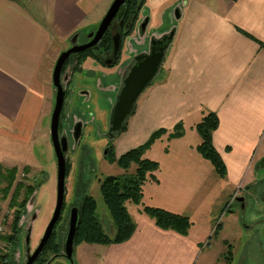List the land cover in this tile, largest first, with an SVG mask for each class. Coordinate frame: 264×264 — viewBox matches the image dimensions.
Returning a JSON list of instances; mask_svg holds the SVG:
<instances>
[{
  "label": "crops",
  "instance_id": "1",
  "mask_svg": "<svg viewBox=\"0 0 264 264\" xmlns=\"http://www.w3.org/2000/svg\"><path fill=\"white\" fill-rule=\"evenodd\" d=\"M112 1L0 0V141L25 148L34 141L38 128L47 134L45 121L54 100L49 80L53 61L74 35L87 36L98 26ZM176 3L180 15L170 24L174 34L164 67L141 95L126 132L116 139L114 153L117 158L140 146L156 129L170 130L179 122L185 125L188 118L215 113L218 128L212 134V145L226 169L225 177L218 178L231 188V195L254 183L244 174L264 159V153L256 149L264 129V0H176L170 7ZM152 12H148L149 33L146 30L142 37L130 38L134 53L143 51L150 37L168 31L165 26L158 29L164 24L162 13L153 19ZM83 90L80 95L87 103L90 94ZM81 98L75 99L76 105ZM153 148L159 150L152 146L144 157L147 154L146 158L158 161L160 168L154 175L157 182L147 180L152 197L148 206L188 218L187 234L161 229L142 212L136 219L129 214L135 230L126 242L82 243L76 246L81 260H74L76 264L215 262L209 251L202 250L203 235L200 229L194 230L189 202L195 189L192 180L203 189L212 166L198 155L176 159L162 153L164 159L157 160L153 157L162 155ZM23 154L28 157V151ZM29 168L32 174L34 165Z\"/></svg>",
  "mask_w": 264,
  "mask_h": 264
},
{
  "label": "rangeland",
  "instance_id": "2",
  "mask_svg": "<svg viewBox=\"0 0 264 264\" xmlns=\"http://www.w3.org/2000/svg\"><path fill=\"white\" fill-rule=\"evenodd\" d=\"M173 1L176 0H148L140 16L143 17L150 10H153L151 14L154 19V15L162 13L161 20H159L161 23L164 22V24L158 27V29L163 26L170 29V24L175 23V20L170 11L167 15H165V11L173 4ZM94 28L95 27H92V29ZM156 29L155 27L153 28V30ZM150 31H152V28ZM88 32L90 33V31ZM68 43L63 44L62 51L69 48ZM132 49H134L133 46ZM54 62L55 59L53 65ZM163 67L164 65L160 67L158 75ZM80 68L82 71H75L72 76L71 84L68 87V90L73 93L65 98L62 128L59 132L60 136H67L68 151L66 158L70 164V171L65 179V207L62 217L68 216L71 208H77V206L80 205L81 196L85 193L95 200L96 216L103 225L106 234L112 236L115 230L112 226L110 215L102 200L100 185L108 176L124 177L134 174L136 166L131 165L129 169L124 170L120 169L116 164H109L106 160V155L108 154L106 151L109 146H114L117 142L116 139L121 136L120 134L115 139H110L107 135L112 106L109 97L113 96L115 98L116 94L110 91L108 95L102 93L97 89L96 82L97 80H105V77L107 79L112 78L116 80V68H105L101 65L94 66V62H91V59H85ZM88 70H91L92 73L86 72ZM67 72L68 70L66 73ZM51 74L52 73H50L49 80L52 88ZM101 83L103 86H107L104 87V91L111 85L110 82ZM120 83V81H117L116 87L119 88ZM64 85L65 84H63V86ZM82 88H85L89 92V101L87 103L84 101V104L81 106L74 105L77 93ZM142 95H145V92ZM72 100L74 101L73 104L71 103ZM140 103L141 96L137 100L136 105L139 106ZM53 106L54 100L52 108ZM224 106L225 105H221V108ZM207 113L208 112H205V114ZM205 114L203 116H205ZM88 115L92 117V120H90ZM50 117L45 121L47 134L42 135L40 133L41 128H38L34 135V141L30 146L22 148L0 141L1 174L16 169L17 181L24 182L26 185L37 184L34 194L30 196L29 201L26 203L25 214L21 217L19 223L21 227V232L19 234L20 242L12 256L15 264L25 263L27 249L25 242L26 237H29V246L32 251L41 239L54 209L56 195V160L49 137ZM201 119L202 117L188 118L185 120V125L181 122V135L178 138L169 136L173 128L167 130V133L162 135L157 139V142L152 145L159 149L156 151L154 150L155 148H153L152 151H156L157 155L160 152L162 156L153 158H159L157 160L164 159L162 153L167 154L169 158L176 159H178V157H191L196 155L199 157L200 155L195 146L200 143V139L194 127ZM77 121L86 124L82 128L80 140L75 144L70 137V132L72 131L73 124ZM128 122L129 120L127 124H129ZM15 149H17V151H14ZM256 149L259 151L260 155L261 152L264 153V129L260 134ZM25 150L28 151V157H25L23 154ZM26 164H28V166H25ZM29 165H34L35 170L32 174H29V172L28 177L26 176L27 173H23L22 171L24 168L29 170ZM212 168L213 167L210 168L209 181H204L203 189H199V182L197 180H192V183L195 184V189L189 198L190 205L193 208V214L190 220L196 225L194 230L200 229L203 235L202 250L204 249V251H209V253H211V257L213 258L212 262L215 261L212 264H227L226 258L228 255L232 258L229 264H264V165L262 166L261 162H259L258 168L253 171H247L244 174V178H252L254 183L248 185L246 188H242L241 191H234L231 195V188L228 187L223 180L218 178ZM79 169L84 176L83 179L87 181L90 177H92V179L87 183L85 192L80 189L78 194L75 189ZM148 182L149 181H146L144 184L143 197L138 205L129 202L125 203V207L133 219L138 218L142 212V208L148 206L150 204L149 200H152V197L148 195V192H151V190L147 188V185H149ZM39 183H41L40 186H38ZM255 184L257 186H255ZM5 185L6 183L3 178L0 177V190L5 187ZM1 196L0 193V224L5 229L3 235L7 236L9 234L12 211L8 209L9 197L7 199H2ZM234 196H241L244 202L236 203L233 200L230 203ZM229 203L230 208L228 209ZM224 210L227 212L223 213ZM218 225L219 227L216 230L215 228ZM66 226L67 223H64L63 220L57 228V233H64L66 231ZM208 226H210L209 231L206 229ZM224 226L226 227L225 229ZM222 227L223 232L221 231ZM7 247H4L2 251L6 252ZM62 251L63 250H61V253ZM228 252L230 253L228 254ZM74 260H77L79 263L81 261L78 255V247L74 248ZM56 262H58L56 264H68L65 259L63 260L60 258H57Z\"/></svg>",
  "mask_w": 264,
  "mask_h": 264
},
{
  "label": "trees",
  "instance_id": "3",
  "mask_svg": "<svg viewBox=\"0 0 264 264\" xmlns=\"http://www.w3.org/2000/svg\"><path fill=\"white\" fill-rule=\"evenodd\" d=\"M143 3L144 2L142 1L138 4V0H126L124 5L115 16V22L122 21L123 23H128L129 15L134 14L136 15V17H134L132 21L133 27L138 18V13L142 8ZM119 33L121 35L123 34L122 29H119ZM112 37L113 31L108 28L100 41L94 47H92L91 49H87L81 53L71 55L64 64L62 74L66 71L68 66L71 65L73 59L77 61V66L73 68V70L76 71L79 67V64H81L82 61L87 57H91L94 52H101L103 50L107 51L108 49L112 48ZM66 95V97H68V90L66 91ZM135 110L136 104L132 110L131 115L134 114ZM63 114L64 109L61 112L60 116L59 132L62 128ZM181 128V122L177 123L173 127V131H171L172 133H170L169 136L178 138L181 135ZM194 128L201 139L200 144L196 147L197 152L203 159L207 160L211 164L218 177L224 178L226 175L225 165L212 145V134L218 128L217 115L212 112L205 114V116H203L201 121L197 123ZM126 129L127 122L122 127V129L113 137V139L126 132ZM166 133L167 130L163 128L155 130L143 144L125 152L117 158L114 153V146H109L108 154L106 155V160L109 164H116L120 169L124 170L129 169L131 165L136 166L134 174L124 177H115L113 181H107L106 179H104L100 185V194L102 196L104 205L108 210L115 230L113 237L107 236L103 231L102 225L96 216V202L91 196L84 193L86 190V185L90 181V179L88 181L83 179L84 176L81 174V170L79 169L75 190L79 194L78 191L82 189L84 190V194H82V196L80 195L81 202L80 205L77 206L79 222L74 237V248L82 243L101 245L120 244L126 242L132 236L135 230V224L125 207V203L129 201L135 205H138L141 202L143 196L142 187L148 180V178L157 182L154 177V172L159 169V164L156 161H152L144 157V154L157 141V139H159ZM261 164L264 165V159L261 160ZM69 171L70 164L67 159L66 177ZM22 172L28 174L30 172V169L28 170L27 168H24ZM16 175V169L9 170L5 174H1L0 172V177H2L4 182L6 183L5 187L1 188L0 190V193L2 195L1 197L2 199H7L9 197L8 209L12 211L9 234L7 236L0 237V240L5 243L6 247L8 246L6 248V252H0V264H15L12 256L13 252L18 247L20 242L19 234L21 232V227L19 223L21 217L25 214L26 203L29 201L30 196L34 194L37 186V184L26 185L24 182L17 181ZM40 184L41 183H39L38 186H40ZM64 204L65 203H63L60 218L57 221L53 232L46 245L44 246L42 252L37 257L35 264H44L49 254L59 255L61 253L64 239L63 235L65 234V232L57 233V228L60 223L63 222V220L64 223L67 222L68 216L62 217L65 207ZM142 213L152 218L159 228L165 230L172 229L181 235L187 234V230L191 224L188 218L170 213L159 208L143 207ZM218 227L219 225L216 226L215 229L217 230ZM229 253L230 252H228V254ZM231 259V256L228 255V257L226 258L227 264H229Z\"/></svg>",
  "mask_w": 264,
  "mask_h": 264
},
{
  "label": "water",
  "instance_id": "4",
  "mask_svg": "<svg viewBox=\"0 0 264 264\" xmlns=\"http://www.w3.org/2000/svg\"><path fill=\"white\" fill-rule=\"evenodd\" d=\"M125 1L126 0H113L96 29L87 35V38L91 40L86 44L77 45L74 44L77 35H74L70 40V47L61 52L55 61L51 75L52 87L54 89V106L51 112L49 127L50 142L56 160L55 204L50 221L47 224L41 239L37 243L32 253L30 252L29 237H26L25 242L27 246V256L24 264L35 263L37 257L42 252L44 246L46 245L53 232L57 221L60 218L64 203L68 139L66 136L59 135V121L66 98V89L63 86L65 79L64 77H62L64 64L71 55L81 53L87 49H91L92 47H94L100 41L108 28L113 30L115 16L124 5ZM177 18L178 17H176V19ZM118 39L119 34H116L115 37L112 38L113 45L118 46ZM154 43L161 44L162 42L160 40H157L156 42L151 41V45ZM166 49V47H160L159 49L153 48L152 45L148 55H139L136 58V64H134L130 68L129 72L124 78L121 87L115 97L113 106L110 110L109 128L107 132V135L110 139H113V137L125 125L132 113L137 100L142 95V93L150 86L154 78L159 73L160 67L164 62ZM81 127L82 124L80 122H77L73 128L74 133L72 137L75 144L80 139ZM114 179V176L106 177L107 181H113ZM235 199L237 202L242 203L243 201L242 197H236ZM78 222V208H71L69 211L68 220L66 222L67 226L62 244L63 251L61 255H59L67 259L70 264H72L73 262L74 237Z\"/></svg>",
  "mask_w": 264,
  "mask_h": 264
},
{
  "label": "flooded vegetation",
  "instance_id": "5",
  "mask_svg": "<svg viewBox=\"0 0 264 264\" xmlns=\"http://www.w3.org/2000/svg\"><path fill=\"white\" fill-rule=\"evenodd\" d=\"M142 1L144 3H143L142 8L140 7L141 8L140 12L142 11L143 7L148 3V0H138V4L141 3ZM184 2H182V3H184ZM175 5H176L175 7H169L168 8L169 11L171 10V15L173 16L174 19L176 17H179V15H180V9L178 7L180 5H178L177 3ZM182 5L184 6V4H182ZM138 7H139V5H138ZM140 12L138 13V18H137V20H136V22H135L133 27H132V21H133L134 17H136V15H134V14H130L129 15V17H128L129 22L128 23H123L122 21H120V22H115V24H113L114 25L113 30H112L113 31V37H115L116 34H119L118 46H115L112 43V48L108 49L107 51H104V50L101 51V52H97L96 51V52H94V54L91 57H87L86 58V59H91V62H94V66L101 65L102 67H105V68H114V67L116 68V70H117V74H116L117 79L116 80H114L112 78H108L107 79L105 77V80H97V82H96L97 89L99 91H101L102 93H104V94L108 95L109 91H110V92H114L117 95V93H118V91H119V89L121 87V84H122L124 78L126 77L127 73L129 72L130 68L134 64H136V58L139 55H148L152 45H153V48H158V49L160 47H166L168 49L171 46V42H172V38H173L174 32L172 31V29H168V31H166L160 37H157V38L156 37H150L148 39L149 41H148V43H147V45H146V47H145V49L143 51H140L138 53L132 52L133 50H131L132 46H131L130 38H132V37L136 38L137 34H138L139 37H142L144 35V33H146L148 21L150 19V16H148V13L145 14L143 17H141L140 16ZM119 29H122V33H123L122 35L123 36L119 33ZM148 33H149V31H148ZM90 40L91 39H88L87 36H85V35L84 36H80L79 35V36H77L76 41L74 42V44L83 45V44L88 43ZM157 40H160L162 43L161 44L160 43H154V44L151 45V41L156 42ZM128 43H130V44H128ZM69 47H70V45H69ZM129 51H130V53H129ZM73 60H72L71 65H69L68 68L66 69V71L68 70V72L66 73V71H65L63 73V77L65 79V82L63 84H65L64 88L66 89V91L68 90V87L71 84L72 76L75 73L73 68L77 66V61L75 59H73ZM83 61H85V60H83ZM81 64H79V67L77 68L76 71H79V72L82 71V69L80 68ZM117 81L121 82L119 88L116 87ZM101 82H108V83L110 82L111 85H110V87L107 88L106 91H104V87H107V86L106 85L103 86ZM115 88H116V90H115ZM82 91H84L83 88L77 93V96H76V99L79 98L80 96L84 97L83 100L81 98L78 101V106H81L82 104H84V101L86 103V101L88 100L87 98L85 99V96L83 94L80 95L81 94L80 92H82ZM72 93L73 92H70V90H68V96H69V94L71 95ZM87 97L90 98V96H87ZM109 100H110V104L113 106L115 98L113 96H110ZM112 106H111V108H112ZM90 119L92 120V117H90ZM77 122H80L82 124V127H81V136H82V128L85 126L86 123H83L81 121H77ZM77 122H75L73 124L72 131L70 132L71 133L70 137L72 138V140H73L72 136H73V133H74V129L73 128H74V126H75V124ZM81 136H80V138H81ZM107 152H108V150L106 151V153ZM255 186H257V185L255 184ZM232 201L233 200H231L230 203ZM234 201L236 203H241V202H237L236 199H234ZM243 202H244V199H243L242 203ZM230 203H229V207L228 208H230ZM63 237H64V235H63ZM33 250L34 249H32V251ZM32 251L30 250L31 253H32ZM57 255L58 254H56V255L50 254L47 257V260H46V262L44 264H48V263L49 264H56V263H58V262H56L57 258H60V259H63V260L65 259L63 256H59L61 254H59L58 256ZM26 256H27V254H26ZM65 260L67 261L68 264H70L67 259H65ZM72 264H76L74 259H73Z\"/></svg>",
  "mask_w": 264,
  "mask_h": 264
},
{
  "label": "built area",
  "instance_id": "6",
  "mask_svg": "<svg viewBox=\"0 0 264 264\" xmlns=\"http://www.w3.org/2000/svg\"><path fill=\"white\" fill-rule=\"evenodd\" d=\"M240 189L238 188L237 191H239ZM237 196H234L232 198V200H234ZM4 227H2V225L0 224V237H2V235L4 234ZM4 236V235H3ZM4 247H6L5 243L3 241L0 240V251H2L4 249Z\"/></svg>",
  "mask_w": 264,
  "mask_h": 264
}]
</instances>
